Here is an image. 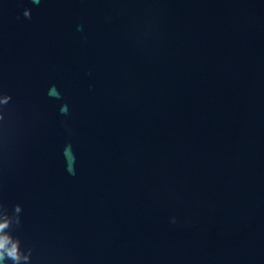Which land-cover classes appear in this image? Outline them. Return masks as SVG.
Returning <instances> with one entry per match:
<instances>
[{"label": "water", "instance_id": "water-1", "mask_svg": "<svg viewBox=\"0 0 264 264\" xmlns=\"http://www.w3.org/2000/svg\"><path fill=\"white\" fill-rule=\"evenodd\" d=\"M5 220L0 264H264V0H0Z\"/></svg>", "mask_w": 264, "mask_h": 264}, {"label": "clouds", "instance_id": "clouds-1", "mask_svg": "<svg viewBox=\"0 0 264 264\" xmlns=\"http://www.w3.org/2000/svg\"><path fill=\"white\" fill-rule=\"evenodd\" d=\"M27 15V13H25ZM19 211V208H17ZM8 226L7 220L0 222V232H2ZM11 244V246H9ZM5 253L13 261H18L20 259L17 250V244L10 242V238L6 235H0V259L4 258Z\"/></svg>", "mask_w": 264, "mask_h": 264}]
</instances>
